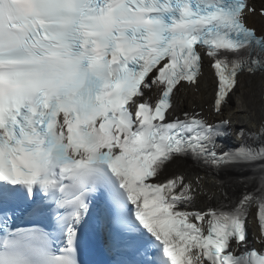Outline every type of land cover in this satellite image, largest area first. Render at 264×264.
<instances>
[{"label":"snow or ice","instance_id":"snow-or-ice-1","mask_svg":"<svg viewBox=\"0 0 264 264\" xmlns=\"http://www.w3.org/2000/svg\"><path fill=\"white\" fill-rule=\"evenodd\" d=\"M255 15L251 0H0V205L44 223L0 217V264H80L94 204L109 250L136 264H264V121L219 151L231 121L178 105L206 68L221 116L240 76L264 74ZM186 157L241 169L245 190L221 183V203L196 210Z\"/></svg>","mask_w":264,"mask_h":264},{"label":"bare ground","instance_id":"bare-ground-1","mask_svg":"<svg viewBox=\"0 0 264 264\" xmlns=\"http://www.w3.org/2000/svg\"><path fill=\"white\" fill-rule=\"evenodd\" d=\"M253 4L257 7L263 6L264 0H253ZM248 23L258 31L264 29V20L260 19L257 15L251 17ZM260 78L263 83L264 74H260ZM212 80L211 73L205 69V75L201 81L199 89L190 87L186 88L185 91L180 93V98L178 100L180 111L187 108L188 111H201L203 115H206L209 111V106L211 104L214 91V82ZM251 86V82H245L243 86L240 87V95H243L245 103L244 106H235L233 105L232 101L227 107L224 108V114L222 116L220 115V118H226L227 120L231 121V128L237 127L239 123H244L248 126H255L256 121L260 122L263 119L262 108L260 110L256 104L250 103L247 101L248 99L246 100L244 97V95L246 96L245 92L248 91V88ZM176 170L183 173L189 180H192L193 182H195L196 178L198 177L202 178L203 190L198 193L197 205L200 203H205L208 197H212V201L219 200V195L217 194V185L214 180L194 170H191V168H189V166L186 164H178Z\"/></svg>","mask_w":264,"mask_h":264},{"label":"rangeland","instance_id":"rangeland-1","mask_svg":"<svg viewBox=\"0 0 264 264\" xmlns=\"http://www.w3.org/2000/svg\"><path fill=\"white\" fill-rule=\"evenodd\" d=\"M245 82H251L252 84V86L248 88V91L245 92L246 93V96L244 95L245 99L246 100L248 99L247 101H249L250 103L256 104L258 108H261L260 93H261L262 84H261V78L259 74L252 76V77H246V76L241 77L239 81V86L237 87V90L235 91V93L231 96L230 100H233L238 107L242 105L244 106L245 104L244 98H243V95H240L241 93L240 87L243 86ZM236 101L239 103H237Z\"/></svg>","mask_w":264,"mask_h":264}]
</instances>
